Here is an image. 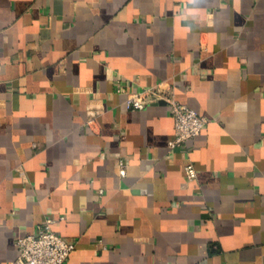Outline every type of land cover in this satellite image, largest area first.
I'll return each instance as SVG.
<instances>
[{
    "label": "crops",
    "instance_id": "1",
    "mask_svg": "<svg viewBox=\"0 0 264 264\" xmlns=\"http://www.w3.org/2000/svg\"><path fill=\"white\" fill-rule=\"evenodd\" d=\"M48 217L65 264H264V0H0V264Z\"/></svg>",
    "mask_w": 264,
    "mask_h": 264
},
{
    "label": "built area",
    "instance_id": "2",
    "mask_svg": "<svg viewBox=\"0 0 264 264\" xmlns=\"http://www.w3.org/2000/svg\"><path fill=\"white\" fill-rule=\"evenodd\" d=\"M160 100L169 105L175 118V137L170 141L172 148L183 146L189 139L204 131L209 119L190 105L167 95L165 85L162 83L143 91L129 92L127 104L133 109H144ZM93 120L90 119V122ZM119 170L122 176L127 174L125 159H120ZM186 170L190 178L197 176V169L193 163L188 164ZM56 222V218L48 217L38 226L36 233L21 235L17 240L19 256L11 264H65L76 248V243L55 230Z\"/></svg>",
    "mask_w": 264,
    "mask_h": 264
}]
</instances>
